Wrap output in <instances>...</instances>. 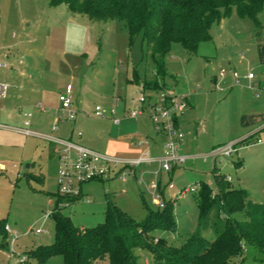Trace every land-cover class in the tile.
<instances>
[{
  "label": "rangeland",
  "instance_id": "rangeland-1",
  "mask_svg": "<svg viewBox=\"0 0 264 264\" xmlns=\"http://www.w3.org/2000/svg\"><path fill=\"white\" fill-rule=\"evenodd\" d=\"M259 17L262 28L233 12L213 25L212 38L202 42L195 54L188 53L182 43L175 42L165 57L170 74L166 78L169 92L185 96L192 102L197 99L196 104L179 114L180 128L185 134L180 153L194 156L171 172L162 171L159 184L161 194L165 192L166 199L175 200L177 231L154 232L168 245L181 246L196 232L199 218L197 192L187 188L198 189L202 181L214 184L212 170L215 165L233 179L234 187L243 188L254 199L264 201V143L239 142L238 152L229 157H218L216 164L210 154L214 147L230 142L228 129L234 133L240 130L233 87H223L214 80L222 81L221 72L225 70L226 78H232L235 87L240 86L232 76V68H240L237 65L240 52L245 53L247 59L253 57V65L259 64L256 61L257 43L264 41V10ZM17 30L29 32L38 39L39 54L47 58L44 71L55 78L56 85L64 87L68 82L73 83L77 111L75 126L67 120L61 121L68 122L64 124L69 130L74 126L75 133H82V140H92L99 148L116 138H124L126 132L129 135L130 130L137 127L136 119L125 113L139 106L142 89L129 79L136 72L141 78H154L153 61L142 34L131 42L119 21H93L86 15L72 12L64 3L53 6L48 0H0V38L5 31ZM230 60L232 65L228 63ZM244 68L243 71L248 73L249 68ZM252 70L259 76L258 68ZM145 93L153 95L149 90ZM116 97L122 100L118 106L122 122L118 125L111 116ZM125 99L127 106L123 114ZM96 106L107 113V117L98 116ZM139 121L151 137L161 138L149 116H142ZM124 125L125 133L121 132ZM261 135L264 137V133ZM32 138L33 141L36 139H29ZM32 146L25 154L20 146L0 149V163L6 165V169L0 168V219L5 218L9 227V230L0 231V264H19L27 252L55 240L51 212L57 196L62 195L58 185L60 159L48 156L44 140L36 145L37 150ZM106 154L119 157L111 152ZM239 160L244 164L241 168L236 166ZM27 164L33 165L27 168ZM41 173L45 177L44 183L34 177ZM114 173L110 171L103 179L86 182L84 200L63 206L62 213L70 215L78 227L93 228L104 222L106 197L109 196L137 221H146L149 210L158 209L146 186L155 175L138 186L133 179L125 182ZM202 235L208 240L215 238L213 228L204 230ZM134 253L139 264H156L149 248L136 247ZM29 261L40 264L35 258ZM44 264H64V258L55 255ZM97 264H108V258ZM229 264H264V251L249 246L242 259L235 258Z\"/></svg>",
  "mask_w": 264,
  "mask_h": 264
},
{
  "label": "trees",
  "instance_id": "trees-1",
  "mask_svg": "<svg viewBox=\"0 0 264 264\" xmlns=\"http://www.w3.org/2000/svg\"><path fill=\"white\" fill-rule=\"evenodd\" d=\"M48 1L53 6L64 3L72 12L93 21L117 20L131 42L142 34L153 61L154 78H141L136 72L131 82L152 92L167 89L166 78L170 74L165 57L173 43L180 42L188 53L195 54L202 42L212 38L215 23L236 12L262 28L259 16L264 10V0ZM212 176L214 184L202 181L198 185V227L181 246L168 245L154 235L159 230L178 229L172 198H164L162 209H150L146 221L139 222L107 196L104 222L82 228L75 225L70 215L62 213L63 206L78 201L81 196L59 195L51 212L56 229L54 242L27 252L19 264H32L30 258L44 264L55 255L63 256L64 264H97L106 258L108 264H139L134 253L136 247L149 248L156 264H229L235 258L242 259L249 246L264 251V202L254 199L247 190L234 187L216 165ZM34 177L45 182L42 174ZM6 226L5 218L0 219L1 232ZM208 228L214 230L213 240L202 235Z\"/></svg>",
  "mask_w": 264,
  "mask_h": 264
},
{
  "label": "crops",
  "instance_id": "crops-1",
  "mask_svg": "<svg viewBox=\"0 0 264 264\" xmlns=\"http://www.w3.org/2000/svg\"><path fill=\"white\" fill-rule=\"evenodd\" d=\"M259 38L260 37H258L257 40H259ZM38 43V39L31 36L29 32L20 33L19 30H17L16 32L5 31V33L0 38V63H5V65L0 66V80L5 81L9 84L7 97L3 99L0 104V123L6 124L11 127L20 126L23 123L22 119H24L25 117L24 113L31 112L32 117L30 128L33 131L62 138H71L89 148L102 153L111 152L121 158L136 157L146 148L149 149L151 155L153 156H160L163 153L164 137L161 134H159L161 135L160 139L151 137V135L148 133V130L146 131V128L143 127V124L139 121L140 118L136 119L137 127L132 128L129 132V135L127 134L128 132H126L124 138H116L107 145L99 146L100 149L98 148L96 142L88 139L82 140V134L78 136L77 133H75L74 126L76 119L74 121H68L74 125L70 130L64 124H67L68 122H59V130L54 131L53 125L59 121V95L63 90H65L68 84L73 83L68 82L64 87H62L61 85L58 86L56 85V81L54 80L55 78L51 74H46L44 68L47 65V58H43V56H40ZM257 46L258 59H256V61L259 64L253 65V61H255V59L253 57L247 59L246 54L240 52L237 63L240 68H232V76L234 79L237 80L234 73L238 72L239 74V83H237V85L240 86L235 87V85H233V79L226 78L225 70L224 74H221L222 81H219L217 78H215L214 80L215 83L223 84V87H233L230 88L232 89V92L235 91L233 101L238 108V113L240 116V130L234 133L228 129V132H230V141L249 136H262L261 134L264 133V41L260 40V42L257 43ZM228 63L229 65H232L231 60ZM244 67L249 68V71H253V67L256 69L258 68L259 76L255 71H253L255 73V78L253 80H250L248 77H246L249 71L248 73L244 72ZM131 80L129 79L130 82ZM74 93L75 87L73 85V101L74 107L76 109ZM196 103V98L193 102L188 98V107H192ZM126 106L127 101L125 99V103L121 110L123 114L125 112ZM104 117H107V113ZM121 122H114V124L118 125L121 124ZM177 123V125L181 127L180 117L178 118ZM0 129H4V131H0V149L2 147L8 146H20L23 153L25 154V151H27V149H29L31 145H33L32 147H35L34 150H37L38 148L36 147V145L39 144V142H43L44 140L47 144L48 156L50 158L58 156V154L54 150L53 144L44 138L24 135L22 133L14 131L11 128ZM121 130V132L125 133V131H123L125 130V125L121 128ZM136 130L138 131L135 132ZM30 137H34L36 139H34L33 141V138L29 139ZM187 155H189V157L194 156V154ZM237 163L236 166L239 168L243 167L244 165L242 160H239ZM33 164L27 165L28 167H31ZM0 168L6 169V165L4 163H0ZM119 168L120 167H117V169L113 170L115 172L114 176H117ZM155 168H157L156 164L153 166H142L139 168L138 174L144 172L143 176L146 178V180H149V178L154 175L152 170H154ZM161 176L162 175H160V181ZM230 180L232 181L233 179ZM85 184L87 183H84L81 187L83 196L86 195L84 190ZM163 193L164 198H166L165 192Z\"/></svg>",
  "mask_w": 264,
  "mask_h": 264
},
{
  "label": "built area",
  "instance_id": "built-area-1",
  "mask_svg": "<svg viewBox=\"0 0 264 264\" xmlns=\"http://www.w3.org/2000/svg\"><path fill=\"white\" fill-rule=\"evenodd\" d=\"M5 63H0V66ZM224 74V71L221 73ZM235 77L239 81V74L235 72ZM246 77L250 80L255 78V73L250 71ZM138 97L139 106L126 111L128 116L138 119L142 116H149L154 124L156 131L164 137V151L160 156L151 155L148 148L144 149L138 156L132 158H121L112 156L106 153L99 152L89 148L74 139L62 138L54 135H46L33 131L31 126V112H25V119L20 126H8L0 123V128H11L14 131L24 135L37 136L46 139L53 144L55 152L60 159L58 168V185L62 195H80L84 200L82 193V185L91 180H96L100 177H105L110 171L120 167L117 176L122 180L133 179L138 185L146 182L143 176L144 172L138 174L139 168L142 166L158 165L157 169L152 172L155 179L146 184L147 189L152 192V200L158 207L165 206L163 194L160 192V175L162 171L170 172L173 166L182 164L186 161L189 155L181 154L180 147L185 138L184 132L176 124L175 119L179 114L188 107V99L185 96L176 95L169 92L168 89L153 91V95H147L143 88ZM9 84L0 80V103L7 97ZM60 106L58 107L59 121L53 125V130L58 131L61 121H74L77 116V111L73 101V85L68 84L59 95ZM121 102L120 97L115 98L114 108L112 109V119L115 123L121 122V117L118 115V106ZM95 112L98 116H106V113L96 106ZM82 133L78 132L80 136ZM246 141L247 144L264 143V137H245L236 139L225 144L216 146L212 149L211 155L216 161L218 157L232 156L238 152L237 147L239 142ZM14 166H17L16 164ZM160 174V175H159ZM227 179H231L227 175ZM190 191H196L195 187L187 188ZM6 230L9 227L6 226ZM37 231H40L39 229Z\"/></svg>",
  "mask_w": 264,
  "mask_h": 264
},
{
  "label": "water",
  "instance_id": "water-1",
  "mask_svg": "<svg viewBox=\"0 0 264 264\" xmlns=\"http://www.w3.org/2000/svg\"><path fill=\"white\" fill-rule=\"evenodd\" d=\"M28 167V165H26Z\"/></svg>",
  "mask_w": 264,
  "mask_h": 264
}]
</instances>
